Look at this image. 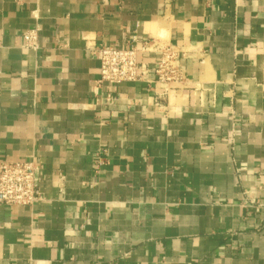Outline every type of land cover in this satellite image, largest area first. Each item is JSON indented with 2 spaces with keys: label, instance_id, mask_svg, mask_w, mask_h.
Listing matches in <instances>:
<instances>
[{
  "label": "crops",
  "instance_id": "0c3cea01",
  "mask_svg": "<svg viewBox=\"0 0 264 264\" xmlns=\"http://www.w3.org/2000/svg\"><path fill=\"white\" fill-rule=\"evenodd\" d=\"M101 45L142 80L99 85ZM31 159L0 264H264V0H0V162Z\"/></svg>",
  "mask_w": 264,
  "mask_h": 264
},
{
  "label": "built area",
  "instance_id": "2783aa9c",
  "mask_svg": "<svg viewBox=\"0 0 264 264\" xmlns=\"http://www.w3.org/2000/svg\"><path fill=\"white\" fill-rule=\"evenodd\" d=\"M25 47L38 48V30L28 29L23 33ZM143 50H148L145 45ZM161 57L155 64V81L170 85L184 80V72L178 63V51L171 45L160 48ZM93 53L100 60L99 85L113 86L123 82L141 81L145 64L138 60V51L133 47L95 46ZM41 170L31 160L0 162V204L34 206L41 198Z\"/></svg>",
  "mask_w": 264,
  "mask_h": 264
}]
</instances>
